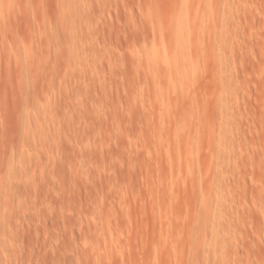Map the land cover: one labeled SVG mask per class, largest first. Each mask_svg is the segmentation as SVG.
<instances>
[{
	"label": "rangeland",
	"instance_id": "1",
	"mask_svg": "<svg viewBox=\"0 0 264 264\" xmlns=\"http://www.w3.org/2000/svg\"><path fill=\"white\" fill-rule=\"evenodd\" d=\"M0 264H264V0H0Z\"/></svg>",
	"mask_w": 264,
	"mask_h": 264
}]
</instances>
